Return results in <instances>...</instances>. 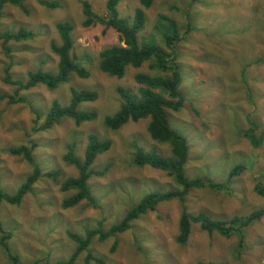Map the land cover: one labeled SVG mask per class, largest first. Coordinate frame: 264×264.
Returning a JSON list of instances; mask_svg holds the SVG:
<instances>
[{"label":"rangeland","instance_id":"rangeland-1","mask_svg":"<svg viewBox=\"0 0 264 264\" xmlns=\"http://www.w3.org/2000/svg\"><path fill=\"white\" fill-rule=\"evenodd\" d=\"M42 1L55 7L26 0L21 7L6 5L0 12V33L19 29L33 33L32 40L5 44L8 53L0 41V191L13 195L32 170V164L4 150L24 146L31 150L33 165L41 173L59 172L57 183L39 179L20 205L0 202V224L10 235L8 249L20 264L67 261L76 248L67 231L83 236L101 225L106 232L146 194L179 189L165 172L134 164L136 149L170 155L168 146L150 139L147 120L128 122L117 130L103 123L120 106L119 89L137 94L134 76L153 75L146 65L128 67L122 78L100 71L99 54L121 42L102 23L84 26L81 3L87 2L96 16L104 18L107 0ZM137 8L138 0H119L117 5L119 17L129 22ZM144 13L139 39L154 38L181 77L182 107L177 112L165 110L169 127L184 137L189 149L185 175L207 178L223 187L192 190L183 204L161 203L132 222L126 232L103 242L93 239L87 250L104 264H264V140L254 146L244 137L254 125L255 136L264 131V63L259 62L264 57V0H154ZM159 17L172 20L179 30L181 39L173 49L164 45L156 31ZM63 22L72 27L71 55L87 77L75 74L53 91L44 86L19 91L6 84L7 75L13 81H25L29 73L39 70L56 72L58 58L51 45L60 44L55 26ZM70 89L96 94L93 102L80 105L95 119L80 125L62 120L40 130L53 101L68 104ZM89 135L110 143L91 166L100 174L88 181L96 207L83 202L63 210L60 204L68 194L60 191V184L77 176L63 156L71 147L81 159ZM238 167L240 171L231 175ZM257 182L261 193L255 190ZM182 206L192 215L204 213L220 221L258 210L263 216L245 229L241 248L234 237L209 236L197 225H192L187 244L180 246L174 239ZM0 264H9L1 248ZM73 264L96 263L82 252Z\"/></svg>","mask_w":264,"mask_h":264},{"label":"trees","instance_id":"trees-1","mask_svg":"<svg viewBox=\"0 0 264 264\" xmlns=\"http://www.w3.org/2000/svg\"><path fill=\"white\" fill-rule=\"evenodd\" d=\"M25 1L0 0V12L6 5L21 7ZM118 2L119 0L106 1V15L104 18L96 16L87 2L81 3L82 13L85 17L84 26H90L97 22L102 23L106 27L113 29L118 34L121 42L120 46L104 49L99 54V69L111 77L122 78L128 67L140 68L146 65L153 75L138 73L134 76V82L138 87L137 94H131L124 89H119L120 106L114 114L106 116L103 123L106 128L117 130L128 122L147 120L146 131L150 139L157 144L168 146L170 155L169 157H161L155 153H145L141 149H136L133 158L134 164L139 167L148 166L165 172L179 189L177 191L146 194L124 214L118 223L113 224L106 232L103 231L101 225H98L95 229L85 231L83 236L67 231V237L76 245L75 251L67 261H59L55 264H73L77 256L82 252H86L87 260H92L96 264H104L101 259L94 258L87 250L93 239L103 242L110 237L126 232L132 222L153 211L161 203L177 200L183 204L185 197L192 190L208 189L217 191L223 187L222 184L215 183L207 178L188 179L185 175L184 166L188 159L189 149L184 137L169 127L165 110L177 112L182 107L183 96L179 91L180 74L176 66L171 63L168 54L158 46L154 38L139 39L146 22L144 12L152 6L154 0H138L139 8L135 9L130 22L119 17L117 11ZM38 3L46 8L55 7V4L50 5L42 0H38ZM155 28L164 45L169 49H173L172 46L181 39L175 23L165 17H159ZM55 31L60 42L58 46L55 44L51 45V51L58 58L56 72L50 73L39 70L29 73L25 81H13L7 75L4 78L6 84L17 87L19 91L31 90L37 86H44L48 90L53 91L67 83L75 74L82 78L87 77V72L82 67L79 68L80 64L71 55L73 47L71 25L66 22L58 23L55 26ZM32 39L33 33L24 29H19L16 32L7 31L0 33V41H2L4 50L7 53L9 49L5 44L8 42H24ZM259 62L264 63V57ZM5 71L7 72V69ZM95 99L96 94L94 92L70 89L68 104L63 106L59 102L53 101L40 130L49 129L62 120H71L76 125L93 121L95 114L81 111L80 105L93 102ZM14 100L11 99L12 102H15ZM38 118L40 117L38 116ZM255 130L256 126L254 125L253 128L245 131L244 137L254 146H258L264 140V131L260 137H257L254 135ZM109 147V142L99 141L94 135H89L81 159L74 155L71 147L68 148L63 156V161L75 168L77 176L68 178L60 184V191L68 194L61 201V209L68 210L83 202L96 207L88 181L91 177L100 174L93 171L91 166L95 158L107 152ZM4 151L14 157H21L32 164V170L13 195L0 191V202L18 206L24 197L32 192V187L39 179L47 178L55 183L58 182L59 172L41 173L40 169L33 165L30 149L22 146ZM239 169V167L235 168L231 175L238 173ZM261 188L257 182L255 190L261 193ZM262 216L263 212L258 210L246 216H234L228 221H220L214 220L204 213L192 215L182 206L178 220L177 235L174 241L180 246L186 245L192 225H197L201 232L209 236L218 234L224 238L234 237L237 240L238 248H241L245 229L260 220ZM0 234V248L7 255L9 264H20L18 257L9 252L7 240L10 235L4 232L1 224ZM116 243L114 241L112 250L115 248ZM197 264L225 263L199 262Z\"/></svg>","mask_w":264,"mask_h":264}]
</instances>
